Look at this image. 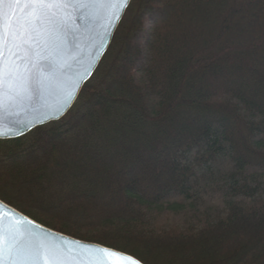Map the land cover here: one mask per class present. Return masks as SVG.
<instances>
[{
	"label": "trees",
	"instance_id": "trees-1",
	"mask_svg": "<svg viewBox=\"0 0 264 264\" xmlns=\"http://www.w3.org/2000/svg\"><path fill=\"white\" fill-rule=\"evenodd\" d=\"M0 198L146 264H264V0H134L72 112L0 140Z\"/></svg>",
	"mask_w": 264,
	"mask_h": 264
},
{
	"label": "snow or ice",
	"instance_id": "snow-or-ice-1",
	"mask_svg": "<svg viewBox=\"0 0 264 264\" xmlns=\"http://www.w3.org/2000/svg\"><path fill=\"white\" fill-rule=\"evenodd\" d=\"M130 4L131 0H0V123L9 107L37 103L45 91L59 88L56 76L67 71L69 64L65 63V58L72 46L79 48L87 39L88 29L104 15L112 20L105 25L107 37L116 18H122L123 10ZM5 5L10 9L7 15ZM21 7L23 14L17 15ZM69 9L73 11L62 14ZM78 23L84 27H78ZM6 59L13 68L5 66ZM15 67L24 72L23 88L17 86L21 77ZM44 69L56 75L49 76ZM86 79L84 77L75 85L58 113L70 106ZM9 93L15 95L6 104ZM20 124L23 125L21 134L33 127L28 121ZM7 135L0 128V136ZM17 223L29 222L21 219ZM50 236V233L40 235L30 229H17L13 224H6L5 217L0 216V264H141L117 251L75 241L57 243V238L49 239ZM72 246L83 251L74 256Z\"/></svg>",
	"mask_w": 264,
	"mask_h": 264
},
{
	"label": "water",
	"instance_id": "water-1",
	"mask_svg": "<svg viewBox=\"0 0 264 264\" xmlns=\"http://www.w3.org/2000/svg\"><path fill=\"white\" fill-rule=\"evenodd\" d=\"M133 2L134 0H131V4L123 10L122 18H116L117 22L112 24V31L109 35H107V37L105 34L108 32V29L105 27V25L112 23V20L108 16L104 15L101 16V18L96 22L95 26L88 29L87 39L84 40V43L80 45L79 48L72 46L71 53H69L65 58V63L69 64L67 71L56 76V79L60 85L59 88L45 91L37 103L28 105L21 104L18 107L12 106L8 108V113L4 116L3 123H0V128H2L4 132L8 133V135L0 136V140H13L25 137L42 126L51 124L53 122L62 121L72 112L81 95L83 94L87 84L95 77L107 54L111 50L117 33L124 22ZM9 10V7L5 5L4 11L6 15ZM71 11L73 10L69 9L62 14H68ZM20 14H23L22 7L17 15ZM78 27L83 28L84 25L78 23ZM20 63L24 64V61L20 60ZM4 64L7 68H13V65L7 59L4 61ZM15 71L21 77L20 80L17 81V86L19 88H23L26 83L23 78L24 72L20 67H15ZM44 71L48 72L49 76L56 75L53 72H49L48 69H44ZM84 77H87V79L80 87L70 106H68L63 113H58V109L65 103V100L70 95L72 89ZM12 95H15V93H9L5 101L6 104L9 102ZM12 113H15V115ZM21 113H23V115H21ZM21 121L32 122L33 127L31 130L23 131V134H21L23 128V125L20 124ZM0 205H2V207H0V216L5 217L6 224H13L17 229H30L40 235H43L44 233H50L51 236L48 238H57V243H62L64 240L75 241L76 244H82L95 248H103L110 251H117L132 257L137 261H140L141 264H146L138 257L122 250L96 242L85 241L50 228L20 209L16 208L15 206L11 205L10 203L6 202L2 198H0ZM21 219L28 221L29 223H17ZM82 251L83 249H77L75 246H72V255L78 256Z\"/></svg>",
	"mask_w": 264,
	"mask_h": 264
},
{
	"label": "rangeland",
	"instance_id": "rangeland-1",
	"mask_svg": "<svg viewBox=\"0 0 264 264\" xmlns=\"http://www.w3.org/2000/svg\"><path fill=\"white\" fill-rule=\"evenodd\" d=\"M146 63V61L144 60V64ZM147 64V63H146ZM165 186H168L167 184H163V185H161V184H156L155 186H153V188H151V189H153V190H151V191H155V190H159V188H161V189H163ZM141 189V188H140Z\"/></svg>",
	"mask_w": 264,
	"mask_h": 264
}]
</instances>
